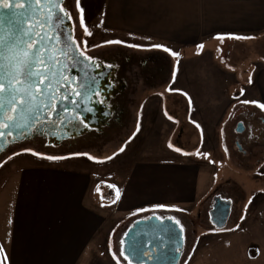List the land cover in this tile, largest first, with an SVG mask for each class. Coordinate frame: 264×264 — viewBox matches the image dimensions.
Segmentation results:
<instances>
[{
	"label": "crops",
	"instance_id": "1",
	"mask_svg": "<svg viewBox=\"0 0 264 264\" xmlns=\"http://www.w3.org/2000/svg\"><path fill=\"white\" fill-rule=\"evenodd\" d=\"M101 19L105 30L125 38L126 46L136 43L168 49L173 58L179 55L178 60L192 63L213 58L214 51L219 53L227 41L247 46L264 37V0H103ZM236 36L251 39L237 40ZM228 73L223 71L213 83L203 79L196 93L190 75L185 87L174 86L178 98L187 100L180 102L187 118L182 124L178 118L162 120L170 124V136L185 151L166 146L164 156L145 152L142 147L148 136L138 119L125 142L122 175L100 180L93 168L81 163L70 167L66 161L19 169L0 166V177L4 176L0 182V260L6 256L4 264H91L92 256L96 259L107 248V241L104 246L101 241L112 231L111 224L107 225L111 215H125L126 233L138 220L169 209L187 212L199 206L211 189L214 166L200 157L206 153L201 143L206 135L210 139L224 134L217 116L220 104L212 102L214 95L224 93L229 74L236 80L243 75L245 91L264 95V63L251 61L241 75ZM178 80L177 72L172 85ZM197 94L204 95L202 101L192 100ZM208 117L213 118V125ZM163 121L150 125L151 139L160 142Z\"/></svg>",
	"mask_w": 264,
	"mask_h": 264
},
{
	"label": "rangeland",
	"instance_id": "2",
	"mask_svg": "<svg viewBox=\"0 0 264 264\" xmlns=\"http://www.w3.org/2000/svg\"><path fill=\"white\" fill-rule=\"evenodd\" d=\"M102 1L80 0V7L77 8L75 5L78 20L76 29L80 41H86V54L93 50H104L118 45L125 46L126 53L130 55L156 54L168 60L171 67L169 80L154 89L138 91L133 95L134 103L129 105L128 130L126 132L124 130L121 137L102 146L99 152L80 151L64 156H53L62 157L61 160H48L44 157L50 155L42 153L38 155L29 152L13 153L0 162L2 168L15 166L19 169L30 167L31 164L54 165L57 161V163L66 161L70 163V167L81 163L85 168H93L101 177L100 180L109 179L115 174L122 175L125 171V142L132 136L134 132L132 126L138 119L142 121L143 134L148 136L142 147L145 152L153 156L166 155L164 153L166 146L175 151L177 149L179 152L185 151L180 149L182 144L176 143L175 136H170V124L166 125L162 120L167 118L170 121L178 118L182 124L187 118L186 109L180 104L187 100L178 98L179 95L173 91L174 86L185 87L191 77V85L196 93L203 79L205 83L207 81L213 83L223 71L236 72L238 75L248 62L264 63V37L252 40L253 44L247 46L235 45L236 40L227 41L220 46L219 53L214 51L213 58L205 57L204 61L199 59L190 62L191 64L178 60L179 55L173 58L168 52L158 48L144 47L136 43L134 47H128L125 45L124 37L104 29L101 22ZM81 18L91 32L90 36L86 35L80 26ZM113 40L122 43H107ZM81 49H84L83 43ZM177 72L179 80L177 84L172 85L171 79ZM236 81L238 82L234 84ZM244 83L243 75L238 77V80L231 74L226 75V90L224 93L214 95L215 99L212 102L220 104L217 116L224 124V134L218 137L212 135L210 139L206 135L201 143L206 153H200V157L214 165L210 173L211 189L202 198L203 202L192 211L169 209L164 214L161 212L157 214V217L163 219L171 216L174 220H179L178 227L182 226L184 229L181 232L183 251L178 264H264V110L254 104L242 103L244 100L264 103V95H253L248 90L245 91ZM203 97L202 94L193 95L192 100L200 102ZM207 119L213 125V118ZM162 121L165 125H162L163 134L158 142L154 138L151 139L153 136L149 137L151 135L149 127L155 122L161 124ZM239 122L244 126L242 134L235 132ZM184 145L187 146V143ZM121 148L124 150L120 151ZM88 156L94 159H88ZM32 159L36 160L32 162ZM3 181L4 176L0 177V182ZM103 196H106V190ZM217 197L226 201L229 206V216L222 227L213 224L209 218L210 207ZM111 217V222L107 224L113 227L110 236L101 241L103 246L107 241V248L100 251L96 259L92 256L91 264H128V261L120 256L121 241L126 234L125 215L117 214ZM129 260L131 264H139L130 258Z\"/></svg>",
	"mask_w": 264,
	"mask_h": 264
},
{
	"label": "flooded vegetation",
	"instance_id": "3",
	"mask_svg": "<svg viewBox=\"0 0 264 264\" xmlns=\"http://www.w3.org/2000/svg\"><path fill=\"white\" fill-rule=\"evenodd\" d=\"M23 3V7L0 10V37L8 39L21 14L31 15L35 11V6L29 10L26 0ZM65 4L72 18H62V23L53 31L63 34L65 40L71 34L81 42L76 29L78 20L74 0H65ZM38 15L42 18L44 12ZM125 50L123 45L93 50L86 55L91 56L94 62L79 58L78 53L77 59L69 58L63 65L69 86L66 94L57 98L54 118L51 122H40L34 132L27 134L12 129L13 136H9L5 130L3 138H0V162L13 153L64 156L80 151L99 152L102 146L121 137L129 128V105L134 103L133 95L158 87L164 77L169 80L171 72L168 60L162 56L130 55ZM70 51L75 52V49ZM75 90L80 92L79 96ZM236 146L241 150L238 143ZM225 202L217 197L209 210L210 221L218 227L224 226L229 216Z\"/></svg>",
	"mask_w": 264,
	"mask_h": 264
},
{
	"label": "snow or ice",
	"instance_id": "4",
	"mask_svg": "<svg viewBox=\"0 0 264 264\" xmlns=\"http://www.w3.org/2000/svg\"><path fill=\"white\" fill-rule=\"evenodd\" d=\"M26 2L30 6L29 10L35 6V11H32L31 15L21 14V17L15 21V29L8 39L0 37V138H3L5 130L9 136H13L12 129L27 134V132H34L40 122H51L56 112L57 98L65 95L69 86V78L65 75L63 65L69 58L77 59L76 53L79 58L94 62L91 56L86 55V41L78 42L71 34L65 40L63 34L53 31L58 24L62 23V18H72L65 0H26ZM74 3L77 8L80 7V0H74ZM23 6V0H0V10ZM41 12H44L42 18L38 15ZM80 26L86 35H91L83 18H81ZM0 31H2V25H0ZM234 38L251 39V37L243 36ZM80 43L84 44L83 50H80ZM107 43L121 44L122 42L113 40ZM128 47H134V45H128ZM156 47L162 46L156 45ZM70 49H75V52ZM164 50L168 51V49ZM75 94L79 96L80 92L75 90ZM242 103L254 104L257 108L264 110V103L248 100ZM80 122L83 123V121ZM123 150V148L120 149V151ZM31 154L38 155L36 152ZM44 158L63 159L53 156ZM88 159L94 158L88 156ZM118 196L119 191H117ZM156 219L163 222L162 217H156ZM167 219L175 225H180V221L174 220L171 216ZM179 230L184 231L182 226ZM121 245L120 256L131 264L128 256L125 255L123 241ZM2 253L3 248L0 247V254ZM6 259L7 257L4 256V260ZM4 260H0V264H4Z\"/></svg>",
	"mask_w": 264,
	"mask_h": 264
},
{
	"label": "water",
	"instance_id": "5",
	"mask_svg": "<svg viewBox=\"0 0 264 264\" xmlns=\"http://www.w3.org/2000/svg\"><path fill=\"white\" fill-rule=\"evenodd\" d=\"M235 131L242 133L243 125L239 123ZM225 205L228 210V203ZM123 248L125 255L139 264H178L183 251V237L178 225L167 218L161 222L156 216H151L131 225L123 238Z\"/></svg>",
	"mask_w": 264,
	"mask_h": 264
},
{
	"label": "trees",
	"instance_id": "6",
	"mask_svg": "<svg viewBox=\"0 0 264 264\" xmlns=\"http://www.w3.org/2000/svg\"><path fill=\"white\" fill-rule=\"evenodd\" d=\"M167 81H168V79H167L166 77H164V78L162 79V81H160V82L157 84V86H161V85L165 84Z\"/></svg>",
	"mask_w": 264,
	"mask_h": 264
}]
</instances>
